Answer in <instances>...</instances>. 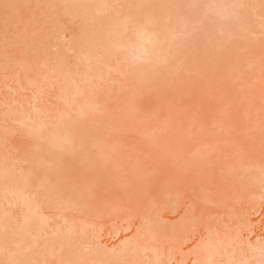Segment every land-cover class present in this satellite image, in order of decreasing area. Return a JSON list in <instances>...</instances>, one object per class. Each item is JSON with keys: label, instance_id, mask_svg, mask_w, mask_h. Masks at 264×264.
Masks as SVG:
<instances>
[{"label": "bare ground", "instance_id": "6f19581e", "mask_svg": "<svg viewBox=\"0 0 264 264\" xmlns=\"http://www.w3.org/2000/svg\"><path fill=\"white\" fill-rule=\"evenodd\" d=\"M39 1L42 3L49 2V0ZM118 1H121L122 8L124 6L123 13L125 15L121 13V9H116L114 3L116 4ZM28 2L29 0H15L14 2L7 3V14L1 18V22L3 21L5 23H8V21L10 20V16L14 13L16 14L18 11H21V9ZM59 2L60 5L64 7V9L62 10L63 14L70 15L73 23L82 24L81 32L77 33L78 35H76L74 32L67 33L69 34L67 40L64 39L66 37V34H64L66 31L57 29L53 34L50 35L49 42L45 44H43L41 40L35 41L34 39H32L33 44H35L37 47V61L35 62L36 64H34V66L40 68L38 69L37 75L42 79V81L47 83V85L45 87L37 85V83L35 82L36 78L28 76V72L33 69L28 68L26 73L27 76L22 79L24 82L22 83V81H20L21 84L19 82V84L21 85V89L20 86L19 89L22 91H28L29 89L34 88L36 90V93L33 92L34 94L30 98L31 100H29V102H25L27 103V106H29L27 107V109H24L25 106H17L20 108H14L15 110H13L12 108V110L8 109L10 111V114L7 113L9 117L6 116L8 117V119L11 118V120H9L13 125L24 128L26 130L25 133L28 137V140L33 141L34 145H30L31 149H29L31 152L25 153L24 156H11L8 152L0 157V206L2 205V207H0V263L15 264L17 262V259L20 258L18 256L20 254L23 255L22 252L25 249H28L30 246L34 245L35 241V244L37 243L38 239L33 241L31 239L29 240V238L33 239V237L35 236L36 238H38L42 236V234L44 235L43 238H45L43 245H39V247L36 244L39 249L36 248L37 246L34 247L36 248V250L38 249L37 251L41 252L40 256L42 255V257L39 256L42 260L41 263L45 264L49 260V256H55L54 258H56V260L61 264H65V262L69 259L72 260V257H74V261L72 260V262L69 260L70 264H128L129 260H131L130 264H163L165 263L163 261V257L165 258L166 255L167 264L172 261L174 263L175 254H170V252L169 255L168 253L166 254L167 251H163V249L158 248V245L156 244L158 242H165L164 240L168 237H165V235L159 237V235L154 232V227L152 226L153 224H151L152 222H149L148 218L146 217H144V223H146L144 228L146 232L145 238L141 240H129L122 247L112 250L113 252L108 256L97 255L95 253V247H97L96 243L98 241V238H100V233H98V228L91 226L89 221H87L85 217L69 218L65 217V215H62V228H55L47 233L46 230L52 218L50 216H47V214L44 212L46 209H59L62 212L75 210L79 214H89L93 216L94 214L97 215L99 214V212H101L97 209V206H99V204L97 205V202L100 201L99 199L101 198V195H98V198H100L95 201L96 203H94V201L90 202L92 198L96 196L94 195L93 197L92 191V189L97 185L93 184L94 180H86V183L82 181L83 184L81 183V186H78L80 187V189L78 187L66 188L63 186V184L65 183L63 170L68 169L63 164L62 156L66 150H71V157H75L77 156L76 151L81 148V156L86 160V166L88 167V169L92 170V172L93 170L94 172H96V170L101 171H97V173L99 172V175L97 174V176H104L102 175V172L104 171L103 168L109 163L108 167H112V165H114L115 172L120 173L118 176H116L118 177V179H122L125 176L120 177V175L128 173L127 169L130 170L131 168L132 170L130 172L132 174H135V172H137V170L140 168L137 167L136 164V162L139 161L140 157L142 158L141 153L139 154V151L142 152L143 156L145 154V157H147V155H150L151 157L152 154V156H155V152L153 151H156L157 156L161 155L160 157L164 158L167 156L169 158H172L171 156H173L172 159L174 160L179 157L177 156L175 158L174 156H176L177 154H182L181 159L183 163H187V165L191 164L192 166V169H189V167L191 166L186 165L188 167L186 169H189L187 170L188 175H185V169V171H182L183 176H188V181H190V184H193L194 182L198 181H195L197 177L199 178L200 176V180H202V175L205 176V173L207 174L208 172H210V168H208L207 165L212 169V160L211 162H208V156H210V154L215 151L221 152L224 145H226V148L228 150L225 151L232 152L236 157H234L235 162H232V165H234L235 168L233 166L230 167L228 164L225 167H230L228 171L237 169L236 171H234V174H232L235 177L233 176L232 178V175L230 176L234 182L238 181V175L236 176L237 172H243L242 174L238 173L240 177L241 175L246 173L243 167L246 166V168H248L249 166H251V164L249 165V163H246L243 166L242 164H240L243 162L242 160L246 158V154L243 152V148H241L243 146L238 145L239 143H242L245 129L244 127L243 129H237L239 119L238 115L240 113L238 114V112H233L235 107L232 103H229L231 101L228 100V93L226 92L225 87L220 86L219 82L221 83L220 79H222L221 77L224 74L223 72H229L230 69V78L234 81H230L229 83L231 84L232 82L234 87H236L237 89L239 88V91H241V93L243 92L242 94H239L242 95L240 96L241 99L238 102L239 111L242 110L243 112H246L247 109L250 110L254 106L252 102L253 99L263 95L264 76L262 75V78L261 73L263 72L264 74V49L261 46L264 47V40H262L259 35L261 34L264 39V4L261 3V1L259 3V0H208V4L203 5L202 1V3H200L203 6L201 5L200 9L198 8V6L196 8L197 11L202 10V12H199V14L201 13L200 15L197 14L200 17L197 19V17L195 16V19L197 21L194 20L195 23H193L192 21L191 23L193 24H190V19H182L178 17L177 14H175L176 12L170 10L169 6L167 8V6L165 5L166 1L164 0H160V2L159 0H136V2L134 3H131L130 0H59ZM176 3L175 6H178V2ZM182 3L184 4V2ZM183 4L181 6H183ZM112 6H114V8H112ZM172 6L174 5L172 4ZM195 6L196 5L193 6L194 9ZM163 9H165V13L162 12ZM177 9H175V11ZM194 11L189 12L188 10L190 14ZM161 12L164 14H162ZM187 19L189 21H187ZM259 21H261L262 23V26L260 27L262 28L260 34L256 29V27L258 28L257 23ZM224 22H226L225 25L227 24V27H229V29H235L242 33L239 37L238 33L236 34L237 37L236 35L233 36L236 41H238V43L240 42V47L236 45L237 42L233 40L232 37H227L222 34V29H224L226 33L227 28H225ZM133 27L134 29H132ZM216 28H218L217 30H219L220 33L218 32V38L216 40V44H214L210 42V39L211 41H213V34L211 35V33ZM129 29L130 31L134 30L131 31V36ZM255 29L256 31H254ZM244 31L247 33L246 38L248 37V39H250L249 41H252V43L256 35L259 34L257 35L258 39L260 38L262 42L258 44V49L257 47L253 49L254 45L253 47H251L250 43L249 46L253 50L250 49L251 51H247L249 46L247 47L248 44H244V41L247 42L248 39L247 41L242 40L244 38ZM128 36L129 39H131L129 44L125 41L126 38L128 39ZM241 41L243 42V46L246 45V48L242 46ZM232 44L234 45L233 47L231 46ZM208 45L210 47L212 46V51L209 50L211 54L208 52L207 58L209 57V54L211 58H216L217 61L218 58H220L218 63L216 60L215 62L210 63L211 60L209 58L208 59L210 60V62L206 61L207 59H205L204 61V59L202 58L203 52L205 53L204 50ZM49 46H52L56 49L55 54H51L52 56L46 51V47ZM199 46L205 49H202L200 57H198L199 55L197 54L196 57L194 56L195 54H193V50ZM189 47L190 49H192L191 47H193V50L191 51ZM259 49H261L259 51L261 53H258ZM66 51L68 53H66ZM254 51L257 52L254 53ZM250 52H253L254 54L252 55L250 54ZM246 53L251 57H246ZM230 54H233V57L230 56ZM66 55H69V57ZM254 55H256V57H254ZM220 56L225 57V59H223V57L221 58ZM81 57L85 61L82 59L83 61L79 60L78 62V59H81ZM66 59L71 61L66 62ZM80 61L83 64L80 63ZM222 61L224 62L222 63ZM53 62L56 63L53 64ZM122 62L124 63L123 66L121 64ZM7 63L8 64L4 66L6 67L5 69H11V67H19L22 65V63H20L19 61L14 60H9V62L7 61ZM79 64L83 65L84 71H77L76 68H78L77 66H79ZM127 68H130V70H128ZM169 72L174 75V78L180 77V79L176 80L178 84L175 80L173 81V78L171 80L170 76L169 78L171 82H169V79H167L168 74H170ZM186 73H188L189 76H191L190 74H192L191 77L193 80L198 79V77L201 78V80L203 78L204 83L202 86H204L203 89H206V92L208 88V91H210L211 88L215 90L212 91L214 94H212V92H208L210 93L208 94L209 96L213 95L220 98V103L216 106V112L221 116V118L218 121L219 123L216 128L217 133L215 134H223V132H228L230 136L237 135V140L240 139V142H238L234 136V138L231 140L232 144L238 143V146L236 145L237 147H233V145L229 143L222 145L221 143L224 142V140H222L223 138L221 137H223V135H220V138H218L219 135H217L218 139H215V141H212V143H210V140L213 137L215 138L216 135L212 138H210L208 135L210 140L208 137H206L207 135L204 136L203 139L196 132H194L193 128H191L192 126H188V129L185 128L187 129L186 133L182 132L183 130H181V127L183 128L182 125L185 126V123H182L183 121H180L181 118L179 120H174V117L171 118L168 116L169 119H166L167 125L165 126V129L163 128V131L161 130L162 132L160 131V135L158 137H164L169 135L171 132H176L174 133V137H172L174 139V142L171 138V144L174 145V148H171V145L167 144L170 143V141L166 143V141L161 138V149H159L160 151L156 150L159 147L158 146L156 148V146L157 144L159 145L160 142L158 141L159 139L157 140L158 134H156L155 132V123L152 120L143 121L142 119L143 110L141 109L142 107L140 106L139 99L142 98L148 90L147 88H144V85L146 86L149 83L151 84L155 81L157 82L160 80L161 83L163 81L164 84L167 82V85L169 84V89L171 86L175 89L177 86L173 87L174 83H176V85H179V82H181V80H184L181 78L184 76L187 77L186 75L188 74ZM111 74L124 76L125 84H123V82H121L122 84H116L118 81L116 82V79H112L113 85L110 86L112 83L109 84L108 86H110V89L105 90L106 92L98 89V84H101V82L103 83L105 79H107L106 77ZM193 74H195L197 78H193L195 77ZM261 78L263 79L262 82L260 81ZM194 82L196 83V81H193V83H191L195 85ZM185 83L183 85H186V87L190 85L189 83ZM113 86L114 88H112ZM197 86L195 85L193 87ZM172 88L170 90L173 91L174 89ZM49 89H55L54 96L57 101L59 100L65 103L62 108L60 107L61 109L57 107V111H49L47 109L46 111L44 109L45 106H43V101L45 100L44 94H46L44 92H47V90L49 91ZM203 89H201V92H205V90ZM182 90L183 91H181V93L183 94H181L180 97L185 93L184 89ZM206 92L205 94H207ZM186 93L189 94V91H186ZM175 94L176 93L174 92V95ZM188 94H186V96ZM202 94L204 95V93ZM208 95H205V98L203 97L204 101L206 99V96ZM190 96H193V94ZM201 96L200 101L202 99ZM177 97H179V95ZM2 104L3 103H1V105ZM18 104L21 103L18 102ZM22 105L24 104L22 103ZM2 106H5V104ZM256 108L257 110H253V112L251 109V115H249L250 111H247L249 116L246 113L242 112L243 115L246 114L248 116H245L246 122L250 121L253 116L259 115V111L261 109H258V107ZM102 113H106L107 117L111 119L110 122L108 120L109 124H106L107 121H104V123L99 118ZM177 114L178 115L176 116V118L181 115L180 112ZM186 115L187 113L185 111L183 116ZM3 117L5 119V113ZM3 117L0 114V119H3ZM186 118L188 119V115L186 116ZM186 121L184 120V122ZM104 129L109 131H106L108 132L107 135L103 133ZM6 130L8 129H5L3 131ZM116 130L119 132V134H117L119 135V137L116 136L118 137L117 139H115V136L113 137L110 134L111 132L114 133ZM8 132L12 133L13 131L9 130ZM128 133H130V135L131 133L134 135L138 134L140 136H143L144 139L146 138L147 150L143 152V149L139 150L137 148L139 150L137 151L138 154L136 153V155H134L136 151L135 150L132 154L134 156H131V149H128V153H130L126 154L124 145H122L124 148L123 151L125 150L124 154H121L123 152H117V149L122 143L123 138H125ZM134 135L132 136L134 137ZM170 137L171 136H169V138ZM205 137L208 138L207 140L209 141L205 140ZM166 138L167 137H165L164 139L166 140ZM133 141L135 142V140ZM153 145L156 149H152ZM221 145L223 147L220 149ZM231 145L234 149H229V147L231 148ZM218 147L220 150L218 149ZM108 148L109 151L107 150ZM189 148L192 149V151L188 156L187 153H189ZM240 149H242V153H244L245 156L244 154H241V152L239 151ZM110 151L111 153H109ZM235 152L240 153L238 154L239 158ZM263 153L264 152L261 153L260 151L259 154H262L263 156ZM138 155L139 159H137ZM126 156L130 157V159H128L130 160V164H128L129 162ZM131 157H134V159ZM131 159L134 160L132 161L135 162L136 165L131 161ZM181 159L180 161L179 159H177L179 161L176 162L178 165L179 163H181ZM249 159L247 160L249 161ZM247 160L245 159L244 163ZM236 162L238 163L236 164ZM251 162L254 163V166H251L248 169H253H251L247 174L244 175L248 176L249 178V173L251 171H254V175L256 172L257 174L259 172L260 176L257 175V177L255 178L250 173L252 176L249 180H252L253 178L254 179L249 182L247 181L248 185H245V187H248V189L250 187L251 189L254 187L252 190V197H254V199L256 198V200H262L264 191H261L263 193L262 195V193L258 190H262V186L264 185V164H262V166L261 163L257 164L254 161ZM24 163H27L26 167H23ZM205 164L207 165L204 167ZM129 165L132 166L130 167ZM133 167H137L136 171L135 169L133 171ZM215 168L211 171L215 172ZM107 169L105 167V170ZM241 169L243 171H241ZM110 170V174H114V172H112L114 169L110 168ZM190 170L191 174L189 173ZM219 170L220 169H218V171ZM218 171H216V173ZM223 171L227 172V170ZM108 172L110 171L108 170ZM208 176H210V174ZM221 176H223V174ZM244 177L243 179H245ZM228 178L229 180L231 179L230 177ZM192 179H194V181ZM122 180H117V187H119L120 189L123 188L121 187V185L124 184L122 183ZM125 184L123 185L124 188L127 185ZM180 184L181 180L175 182V186L172 192L173 194L179 195L180 193L183 194L185 192V190H181V188L179 187ZM243 185L244 184H242V186ZM136 186L137 184H135V187ZM98 187L99 186H97L96 189ZM187 188L189 189L190 187ZM96 189L93 190L96 193H99V189L103 190L104 187H100L97 190ZM248 189L246 191H248ZM251 189L249 190L251 191ZM255 189L258 191V193L255 191L256 194L254 193ZM95 199H97V197ZM92 203L94 204L92 205ZM104 206L105 205H103L102 208H104ZM82 207L90 208L83 209ZM91 207L92 209L94 208L93 211ZM88 209L92 212H90ZM188 214L189 213L187 211L186 213L183 212L184 218L182 219H185L183 220L185 224L182 225L184 227L182 228L183 233H186L184 234L183 239L181 238L182 240H180V238H178L179 235L177 237L176 232V234L172 236L174 239L170 237V239L174 240L176 244L175 247L173 246L171 248V251L174 250L173 248H176L177 250L174 251L177 252L180 250V247H183V245H195L194 238L192 237H195L196 233H198V235H200L199 233H201L202 239L200 238V244L196 243L200 247L192 245L191 247L193 249H190L191 251H188V254H186L187 257L185 256L186 259L184 258L185 260L183 259L181 262L176 264H186V262L187 264H264V241H262L263 244L261 243V246L254 244L253 241H251V244L254 245L249 248V251L247 250V252H244L243 250L237 249L240 236H238L236 233H224L219 228L212 227L210 225L203 227L201 230H197V228L195 227V222L197 223L198 221H196L195 219L193 220V218L190 217V214ZM190 223L194 225V227H192L193 229H191ZM186 224L189 225H187V228L185 229ZM132 227L133 226L126 225L123 230L125 233L128 231L130 232V230L135 231L136 229H133ZM90 228L92 232H94V235L95 233L97 234L95 236L92 235L93 238L88 237L87 235L88 229ZM184 229L186 232L184 231ZM9 234H14V238L16 237L15 243H13L12 245L9 244L10 239H7L8 236H10ZM255 237L257 238V236ZM4 238L6 239V241ZM195 239L197 238L195 237ZM197 240L199 241V237ZM197 240L196 242H198ZM149 241L152 242V244H149ZM51 243V246L54 247L53 250H51L52 248L49 246V244ZM9 245L12 248H9ZM13 246L16 249L13 248ZM49 247L50 249L48 250L47 248ZM77 248H86L88 249L87 251L90 250V252H88L89 256L87 254L83 256L84 254H82V251L80 253V249L78 250ZM76 249L78 250L77 252ZM36 250L35 253L30 250V253L37 254L38 252ZM74 250L75 253L72 252ZM32 254L31 256L34 257V255ZM86 255L88 256L87 258ZM31 256L29 255V260ZM37 257L38 256H36V259ZM25 258L23 264L24 262L29 263V260L27 258V260H25ZM36 259L35 257L34 259L32 258V264H37V262L40 261V259H37L38 261H36ZM69 261L66 264H68ZM127 261L128 263H126Z\"/></svg>", "mask_w": 264, "mask_h": 264}, {"label": "rangeland", "instance_id": "374dc122", "mask_svg": "<svg viewBox=\"0 0 264 264\" xmlns=\"http://www.w3.org/2000/svg\"><path fill=\"white\" fill-rule=\"evenodd\" d=\"M14 1L15 0H0V107H1L0 108V110H1L0 114L3 117L4 113H5V119H4V117H3V119L1 118L2 121L0 119V157L3 156L4 154L8 153V152H9V155H11V156H24L25 153L31 152L30 151V149H31L30 145L31 144H32V146L34 145L33 141L30 140L31 141V143H30V141L28 140V137L25 133L26 130L24 128H20V127H17L16 125H13L10 122L11 118H9L10 119L9 120L8 119L9 115L7 114V113L10 114L9 110H12V109L15 110L14 108L19 109L21 106H25L24 109H27V107H29V106H27V103H25V102L26 101L29 102V100H31L30 98L33 96V94L36 93V90L34 88L33 89L31 88L28 91L27 90H25V91L20 90L21 89V85H20L21 82L20 81H22V83L24 82L22 79H24L25 76H27L26 73H27L28 68L33 69V70L28 72V76L36 78L35 82L37 83V85H39L41 87H45L47 85V83L42 81V79L39 78L37 75L38 69H40V68L34 66V64H36L35 62L37 61V59H36V53H37L36 48L37 47L35 44H33L32 39H34L35 41L41 40L42 43L45 44V43L49 42L50 35L53 34L57 29L66 31L64 33V34H66L65 35L66 37L64 39H67L69 36V34H67V33L74 32L76 35H78L77 33L81 32V27H82L81 23H73L70 15L62 13V10L64 9V7L60 5L59 0H49V2H45V3L44 2L42 3L39 0H29V2L21 9V11H18L16 14L14 13L10 16V20L8 21V23H5L3 21L1 22V18L7 14V10H6L7 3L14 2ZM130 1H131V3L136 2V0H130ZM164 1H166L165 5L167 6V8L169 6L170 10H172L173 12H176L175 14H177L178 17L185 19V20H186V18L190 19L191 20L189 22L190 24L195 23L194 22V20H196L195 16L198 19L200 17L198 15L201 14V13L199 14V12H202V10L201 11L196 10L197 6L200 9V6L202 4L203 5L208 4V2H207L208 0H202L203 3L201 0L200 1L199 0H178V1L170 0L172 2H170L169 0H164ZM260 1H261V3L264 4V0H259V3H260ZM159 2H160V0H159ZM176 2H178V6H175ZM182 2H184V4ZM155 3H157V2H155ZM172 4L174 6H172ZM182 4L184 7L181 6ZM114 5L116 6V9H121L120 11H121V13H123L124 6L122 8L121 1H118L116 4L114 3ZM194 5H196L195 9L193 7ZM170 6H172V7H170ZM173 7H174V9H173ZM112 8H114V6H112ZM177 8H179V9H177ZM175 9H177V10L175 11ZM190 9H191V11H190ZM188 10H189V12L196 10L198 13L196 11H194L193 13L190 14L188 12ZM164 11H165V9H163L162 12H164ZM164 13H162V14H164ZM123 15H125V14L123 13ZM54 16H55V19H54ZM188 19H187V21H189ZM192 21H193V23H191ZM225 23L226 22H224V26L226 28L228 25L227 24L225 25ZM257 24H258V28L256 27L257 26L256 24H255L256 25L255 27L257 29V32L260 34L261 29H262L260 27L262 26V23H261V21H259ZM224 26H223V28H224ZM132 29H134V27ZM217 29L218 28L214 29L213 32L211 33V35L213 34V36H212L213 41H211V39H210V42L214 43V44H216V40L218 38L219 30H217ZM256 29L254 31H256ZM222 30H223L222 31L223 35H225L227 37H232V39L235 41H236V39L233 36H235L238 33V37H239L242 34L238 30L231 29V28L229 29V27L226 28V33H225L224 29H222ZM129 31H130V29H129ZM131 31H134V30H131ZM131 31H130V36L132 34ZM246 34L247 33L244 31L243 37L245 39L242 37L243 38L242 40L247 41L248 37L246 38ZM259 34H257V35H259ZM257 35H256L257 38L255 37L254 38L255 40L253 39V43H252V41L251 42L249 41L250 39H248L247 42L244 41V44L245 43H246V45L248 44L247 45V47H248L251 43L250 46L253 47V45H254L253 49H255L258 46V44H260V42H262V40H264L261 34H260L261 36L259 35V37L262 40H260V38L258 39ZM236 37H237V35H236ZM130 40L131 39H129V36H128V39L126 38L125 41L129 44ZM237 40H238V38H237ZM210 42H209V45H210ZM236 42H237L236 45H238V47H240L239 46L240 42L239 43H238V41H236ZM263 43H264V41H263ZM241 44L243 46L242 41H241ZM209 45L206 47V49L201 47V46L195 48L194 50H193V47H191L192 49H190V47H189V49L191 51L192 50L194 51V53H193V54H195L194 56H196V54L199 55L198 57H200V55H201L200 53H201L202 49H205L204 50L205 53L203 52V57L202 56L201 57L204 59V61H205V59H207L206 61H209V62L211 60L210 63H212V62H215L216 58L210 57L211 53L209 50L212 51V48H211L212 46L210 47ZM231 46L233 47L234 45L232 44ZM245 46H243V47H245ZM250 46L247 50L248 52L250 49L253 50L252 48H250ZM261 47L264 49L263 46H261ZM258 48L259 47H257V49ZM260 50L261 49L258 50V53H261V52H259ZM46 51L50 55L51 54L54 55L56 49L53 48L52 46H49V47H46ZM208 52L210 53L209 57H208L210 60L207 58ZM255 52H257V51H254V53ZM66 53H68V52L66 51ZM254 53L250 52V54H252V55ZM69 55H71V54H69ZM69 55H66V56L69 57ZM245 55H247L246 57H248V58L250 56L247 53ZM66 56H65V58H66ZM230 56L233 57V54H230ZM254 57H256V55H254ZM82 59H83L82 57H81V59H78V62H79V60H82ZM219 59L220 58H218V61L216 60L217 63L219 62ZM223 59H225V57H223ZM9 60L19 61L20 63H22V65L21 66L17 65L19 67H16V66L11 67V69H9V68L5 69L6 67H4V66H6L8 64L7 61L9 62ZM68 61L69 60H67L66 62H68ZM224 61H222V63ZM245 61H246V59H245ZM55 63L56 62H53V64H55ZM80 63H82V62L80 61ZM121 64H122V66L124 65L123 62ZM77 67H78V68H76L77 71H79V72L84 71L83 65L79 64V66H77ZM127 69L130 70V68H127ZM223 73L224 74L221 77L222 79H220L221 83L219 82V84L221 87H225L226 92L228 93V100L231 101V102H229V101L228 102L232 103L233 106L235 107L233 112L234 113L238 112V114L240 113L239 114L240 116L238 115L239 119H238L237 129H243V127L245 129V134L243 136L242 143L241 144L237 143V144L239 146H243L241 148H243V150H244L243 152L246 154L245 159L247 160V159H249V157H250V159H249V161L247 160L245 163H244V160H245L244 159V160H242L243 162L240 164H242V166H243L246 163L247 164L249 163V165L251 164V166L253 167L254 163L251 161H254L257 164L261 163V165H262V164H264V153H263V156H262V154L260 155L259 153H260V151H261V153L264 152L263 151L264 150V110H263L264 106H262V105H264V93L262 96H260L258 98H254L252 101L253 105H254L251 108L252 112H253V110H257L256 107H258V109H261L259 111V115L253 116L250 121L246 122L245 116L248 115L247 111H250L249 115H251L250 114L251 109L250 110L247 109L246 112H243L242 110L239 111V108H238L239 103L238 102L241 99L240 96H242L239 94H242L243 92L241 93V91H239V88L237 89L236 87H234L232 82H231V84L229 83L230 81H234L233 79L230 78L231 77L230 69H229V72H223ZM186 74H188V73H186ZM190 75L192 76V74H190ZM193 75L195 76V74H193ZM262 75L264 76L263 72L261 73V77L263 78ZM169 76H170L171 80L173 78V81L180 79V77L179 78L175 77L176 78L175 79L174 75H172L170 73L167 76V79H169V82H171ZM186 76L187 77L184 76L181 78V79H184L183 80L184 82L181 80V82H179L180 83L179 85H176V83L178 84L177 81H176V83H174L173 87L177 86L175 89L172 88V86L170 87V89L171 88L174 89L173 91L169 89V84L167 85V82L165 83L166 84L165 85L163 83V81L161 83L160 80L157 82L155 81L154 83H151V84L149 83V84H147L148 86L144 85V88L145 89L147 88L148 90L146 91V94H144L143 97L139 99L140 106L142 107L141 109L143 110L142 111L143 112V118L142 119H143V121H146V120L154 121V123H155L154 126L156 128L155 132H156V134H158L157 140L159 139L158 141L160 142V144L159 145L157 144V146H156V148L159 146L158 149H156L154 147L155 144L152 146V149L153 148L156 150L161 149V144H162L161 138H163V140L166 141V143L170 141V143H167V144L171 145V148H174V145L171 144L172 143L171 140L173 139L172 137H174V133H176V132H171L169 135L164 136V137H158L160 135V131L161 130L163 131L165 129V126L167 125L166 119L167 120L169 119L168 116L171 118L174 117V120L175 119L179 120L181 118L180 121H183L182 123H185V126L182 125L183 128L181 127V130H183L182 132L186 133L188 126H190V127L192 126L191 128H193L194 132H196L202 138L206 135H207L206 137H208V135H209L210 138H212L213 136L216 135L215 138L213 137L214 139L212 138L211 140L208 137L209 140L211 141L210 143H212V141H215V139L220 138V135L221 136L223 135V137H221V138H223L222 140H224L225 143L221 141L222 142L221 144L222 145L226 144V143L232 144L231 140L234 137L237 140L238 139L236 137L237 135H231L230 136L228 132H223V134H215V133H217L216 128H217L218 123H219L218 121L221 118V116L216 112V106L220 103V98L217 96L211 95L212 96L211 97L208 95V94H210L208 92H212L215 90H213L211 88V90L208 91V89H209L208 88L207 92H206V89H203L204 86H202L204 83L203 78L201 80V78L198 77V79L193 80L192 77L189 76V74ZM106 78L107 79H105V81L103 83L101 82V84H98L99 85L98 89H101L104 92H106L105 90L110 89V86L113 85L112 79H116V82L118 81L116 84H118V83L122 84L121 82H123V84H125V79H124V76H122V75L111 74V75H108V77H106ZM193 78H197V76H195ZM262 78L260 79L261 82L263 80ZM166 81H168V80H166ZM193 81H196V83L195 82L194 83L196 86L198 85L197 87H193V86H195L192 84ZM19 82H20V84H19ZM184 83L185 84L189 83L190 85H188V87H186V85H183ZM109 84H111V85L108 86ZM172 84H173V82H172ZM19 86H20V89H19ZM183 86H184V88H183ZM112 88H114V86ZM182 89H184L185 93L183 96L180 97V95L183 94V93H181V91H183ZM186 89H188V90H186ZM201 89L205 90V92L207 94H205L204 91L201 92ZM186 91L187 92L189 91V94L190 95L193 94V96H190L188 93H186ZM54 92H55V89L54 90L49 89V91L47 90V92H44V93H46V94H44L45 100L43 101L44 104L43 103L42 104H43V106H45L44 107L45 110L47 109L49 111H57V107L59 109H61L64 106L65 103H63V101H59V100L57 101V99L54 96ZM174 92L176 93L175 94L176 97L174 95ZM177 92L180 94H178ZM202 93H204V95ZM186 94H188L189 97H188V95L186 96ZM212 94H214V93L212 92ZM178 95H179V97H177ZM205 95H208V96H206V99L204 101ZM200 96L202 98L201 101H200ZM191 98H192V100H191ZM18 102L21 104H18ZM1 103H3L2 105L5 104L6 107L2 106ZM22 103L24 105H22ZM255 105H256V107H255ZM17 106H20V107H17ZM173 109L174 110L176 109V110L174 111ZM178 111L180 112L181 115H179V116H181V117L178 116L176 118V116L178 115L177 113H179ZM185 111L188 115V119L186 118L187 115L183 116ZM242 112L246 113L247 115L246 114L243 115ZM106 113H108V112H106ZM106 113H102L99 118L101 119V121H103V122L107 121L106 124L107 123L109 124L111 119L109 117H107ZM6 116H8V117H6ZM184 117H185V119H184ZM6 118H7V120H6ZM182 119H184L185 121L187 120L186 121L187 123L184 122V120H182ZM108 120H109V122H108ZM185 128H187V129H185ZM2 129L3 130L8 129V130H6L7 132L9 130H12L13 132L7 133L6 131H3ZM106 131H108V130L104 129L103 133H105L107 135L109 131L108 132H106ZM157 131H158V133H157ZM185 133H182V134H185ZM110 134L113 137L115 136V139H117L119 137V135H117V134H119V132L117 130L114 133L111 132ZM113 134H116V135H113ZM132 135H134V134L131 133V135H130V133H128L126 135L127 137L125 136V138H123L122 143L119 145V147L124 145V148L126 150V154H129L130 152H132L131 156L136 155V153L138 154L137 151H139L141 149H143L142 151L145 152L147 150V144H146L147 139L146 138L144 139L143 136H140L138 134H135L134 137ZM217 135H219L218 138H217ZM116 136H118V137H116ZM169 136H171V137L169 138ZM165 137H167L166 140L164 139ZM208 138H206L205 140H207ZM124 139H125V141H124ZM160 139H161V141H160ZM133 140H135V142ZM209 140H207V141H209ZM236 140H234V141H236ZM158 141H157V143H158ZM172 141L174 142V139ZM237 141L240 142L241 140L239 139ZM124 142H126V143H124ZM237 144H232V145H233V147H235ZM222 145H221V147L219 146L220 149L223 147ZM232 145H231V148L229 146H227V147H229V149H232L233 148ZM127 146H128V148H127ZM137 146H139L140 148ZM119 147H118L119 150L117 149V152L118 151H119V153L123 152L121 154H124L125 150L123 151V149H124L123 146L120 148ZM219 147H218V149H219ZM132 148H133V150H132ZM128 149L129 150L131 149L129 153H128ZM260 149H262V150H260ZM107 150L109 151V148ZM112 150H113V148H112ZM193 150H195V149H193ZM225 150H228L226 148V145H224L221 152L215 151V152H212L213 154L211 153L210 156H208V159H209L208 162L209 161L211 162V160H212V163H211L212 169L207 164H205L204 167L207 165V167L210 168V172L207 173L208 175L210 174V176H208L205 173V176L204 175H202L203 177L201 176L202 180H200V176H199V178L197 177L195 179V181L196 180H198V181L194 182L193 183L194 185L190 184V181H188V176H186V177L183 176L182 171H185V169L188 168L187 166H189V165L191 166V164L187 165V163H185V164L183 163V161L181 159L182 154L181 155L177 154L176 156H174L175 158L177 156H179V157H177V159H179V161L181 159V163H179V165H178L176 162H179V161L177 159H175V160L172 159L173 156H171L172 158H169L168 156L164 158V157H160L161 155L157 156L156 151H153V152H155V154H154L155 156H152L153 155L152 154L151 157H150V155H147V157H145V154L143 156L142 152L139 151V154L141 153L142 158L140 157V159H139V155H138L137 159H139L140 162L138 161V162H136V164H137V167H140V168L137 170V172H135V174L134 173L132 174L130 172L132 170L131 168H130V170L127 169L128 173L121 174L120 177L125 176L122 178L123 180L126 181L125 182L122 179H118L117 176L120 173L115 172L114 165L110 164V165H112V167L111 166L108 167V165H109V163H108L107 166H105L106 169L108 168L107 170H105V167L103 168L104 171L101 169L103 171L102 175H104V176L101 177V175H100V177H99V176H97V174L99 175V172H101V171L96 170V172H94V170H93V172H92V170L88 169V167L86 166V160L83 159V157L81 156V151H82L81 148L76 151L77 156H75V157H71V154H72L71 150H66L62 156V161L68 170H63L64 178H65V183L63 184V186L66 188H76L78 186H81L80 184L81 183L83 184V182H85L86 180L87 181H91V180L93 181L94 180L93 184H97L96 187L99 186L97 189H99L100 187L101 188L104 187V189H105V190L99 189V193L97 192L98 193L97 194L94 191L96 189V187L92 186V187H95V188H93L94 190L92 189L93 197H94V195H96V196L94 198H92V200L90 202L94 201V203H96L95 201L100 198V197L98 198V195H101V198L99 199L100 201H98L99 203L97 202V205L99 204V206L96 205L97 209L100 210L101 212H99V214H97V215L94 214V216H93V215H89V214L88 215L79 214L75 210H71L68 212H62L59 209H53V210L46 209L44 212L47 214V216H50L52 218L48 224L46 232L48 233L50 230L55 229V228H62V226H63V225H61V216L62 215L63 216L65 215V217H69V218L85 217V219L87 221H89L91 226L98 228V233H100L99 237L101 239L98 238V241L96 243L97 247H95L96 250L94 248L95 253L97 255L108 256L109 254H111L113 252L112 250H115L116 248L122 247L129 240H133V239L141 240V239L145 238L146 232H145L144 228H145L146 223H144V217H146V218H148L149 222H152L151 224H153L152 226L154 227L153 228L154 232L157 235H159V237L164 236V235H165V237L166 236L168 237L164 240L165 242H158V243L155 242V243L158 245L157 246L158 248L163 249V251L166 250L167 251L166 254L168 253V255H169V252H170V254L171 253L175 254L174 263L172 261L169 264H171V263L176 264V263L181 262L184 258L186 259V257H187L186 254H188V251L190 249L191 250L193 249L191 246L194 245V244H192L191 246L190 245L184 246L182 244L183 247H180L179 251H177V252L174 251V250H177L176 248H173L174 250H172L174 253L171 251V248L173 246L175 247V245H176L174 240H172V239H174L172 236H174V234L177 233L176 234L177 237L179 235L178 238H180V240H182L184 237V234H186V233H183L184 227L182 225L185 224V222H183V220H185V219H182V218H184L183 212L186 213V211H187L190 214V217L193 218V220L195 219L196 221H198L197 223L195 222V227L197 228V230H201L203 227L210 225L212 227L219 228L224 233H228V232L229 233H236L238 236H240V239H239L238 245H237V249H240V250H243L244 252L245 251L247 252V250L249 251V248H251V246H253L254 244L261 246L263 244L262 241H264V195L262 193L264 191V185L262 186V190H258L259 192L262 191L261 192L263 195L262 200H260V199L256 200V198L254 199V197H252V193H253L252 190L254 187L252 189H251V187L249 188V189H251V191L248 189V187H245V185L246 186L248 185L247 183L249 181H252L254 179L253 178L252 180H249V179H251L250 177L252 175L256 178L257 175L260 176V174H259V172H258V174L256 172L254 175L253 174L254 171H251L250 173L252 175L249 173V176H250L249 178H248V176H245L244 174H247L251 169H253V168H251L249 170L248 168L251 166L247 165V166H249L248 168H246V166L243 167L244 171L246 173H244L243 175H241L239 177V174H242L243 172H241V173L237 172L236 176L238 175L237 176L238 181L234 182L232 179L234 175H232V174H234V171H236L237 169L233 170V171H231V170L228 171V170L230 169L231 166L234 167V165H232V162H235L234 157H236V156H235V154L233 155L232 152H228ZM133 151H135L134 155H132ZM191 151H192V149H190L188 151L189 152V153H187L188 156H189V154H191L190 153ZM239 151L241 152L242 155L244 154V153H242V149H240ZM245 151H247V152H245ZM113 152H114V150H113ZM115 152H116V150H115ZM109 153H111V151ZM238 154H240V153H236V155H238ZM245 154H244V156H245ZM247 154H249V155H247ZM257 155L260 157H258ZM128 156H130V155H128ZM128 156H126L127 160L130 159V157H128ZM251 156H253V157H251ZM124 157H125V155H124ZM131 158L134 159V157H131ZM182 158H183V156H182ZM238 158H239V155H238ZM133 159H131V161ZM240 160H241V158H240ZM135 161H137V160H135ZM128 162H129L128 164H130V160H128ZM133 163L135 164V162H133ZM237 163L238 162H236V164ZM227 164L230 167H225V166H227ZM23 165H24L23 167H26L27 163H24ZM129 166L131 167L132 165H129ZM137 167H135V168L133 167V171H134V169L136 171ZM223 167H225V168H223ZM110 168L114 169L112 171V172H114V174H112V175L110 174L111 173ZM190 168L192 169V166L189 167V169ZM214 168H215V172L214 171L213 172L215 174L211 171ZM116 169H117V167H116ZM189 169H186V174L184 172L185 175H188L187 170H189ZM218 169H220V170L218 171ZM221 169L227 170V172H224ZM242 169H241V171H243ZM108 170L110 172H108ZM246 170H248V171H246ZM97 171H99V172L97 173ZM216 171H218L217 173H219L220 171H223V172H220L221 174L220 173L217 174ZM190 172H191V170L189 171V173ZM222 174H223V176H221ZM181 175H182V177H181ZM230 175H232V178ZM228 177H230L231 178L230 180H232V181H230ZM243 177L245 179H243ZM114 178H115V181H114ZM237 178H235V179H237ZM242 179H243V181H242ZM117 180H122V183H124V184L126 183L127 184V185L125 184L126 187L124 188V186H123L124 184L123 185L120 184L121 187H123L124 189L123 188L120 189L119 187H117L118 186ZM178 180L179 181L181 180V184L179 187L181 188V190L182 189L185 190V192L183 193L184 195L181 193H180L181 195L180 194L175 195L172 193L173 188L175 186L174 184ZM192 180L194 181V179H192ZM193 181H191V182H193ZM241 181L244 183H242ZM241 183L244 185L242 186ZM135 184H137L136 187H135ZM195 184H197V185H195ZM187 187H190V188L188 189ZM78 188L80 189V187H78ZM135 188H137V189H135ZM244 188H246V189H244ZM247 189H248V191H246ZM238 190H239V192H238ZM243 191H244V193H243ZM255 191L258 193V191L255 189L254 190L255 194H256ZM94 192H95V194H94ZM96 197H97V199H95ZM94 203H92V205ZM89 204H91V203H89ZM103 205H105L104 208H102ZM0 207H2V205ZM92 207H94V206H92ZM92 207H91V209H92ZM86 208H90V207H86ZM86 208H83V209H86ZM93 209H92V211H93ZM95 209H96V207H95ZM184 209H185V211H184ZM89 211L92 212L91 210H89ZM94 213H95V211H94ZM126 225L127 226H133L132 228L136 229L135 230L136 232L134 230H132V231L130 230V232L128 231L125 233L123 228L126 227ZM187 225H189V224H186V226L184 225L185 229L187 228ZM190 227H191V229H193L192 227H194V225H192L190 223ZM190 227H188V228H190ZM185 229H184V231H185ZM99 230H100V232H99ZM101 233H102V235H101ZM199 234L200 235H198V233L195 234V237L197 239L199 237V241L197 239H195L194 236L192 237V238H194V242H195L194 246H196V247H200L197 244H200L199 242L202 239L201 233H199ZM13 235L14 234L8 236V238L6 237L7 239L11 240V241L9 240L10 245L15 243V240H16V237L14 238L15 235L14 236ZM87 235H88V237L93 238L92 235H94V232H92L91 228L88 229ZM95 235H97V234L95 233ZM12 236H13V239H12ZM255 236H257V238ZM43 237H44V235L42 234V236H40L38 238H36V236H35V237H33V239L29 238V240L31 239V240L35 241L38 239L36 244L39 246V245H43V243L45 241V238H43ZM170 237H172V239H170ZM255 238H256V240H255ZM196 240L198 242H196ZM5 241H6V239H5ZM251 241H253L254 244H251L252 243ZM35 242H34V245H32L28 249L24 250L25 253H24V251L22 252L23 255L20 254L18 256L20 258H18L19 260L17 259V262L15 264H23L25 257L29 260L28 257H29V255L31 256V254H32V253H30L31 252L30 250H32V252L35 253L36 248H38V246L35 244ZM148 243L152 244V242H150V241ZM51 245H52V243L49 244V246L52 248L51 250H53L54 247H52ZM34 246L35 247L37 246V247L35 248ZM80 246H83V245H80ZM15 247H16V244H15ZM15 247L13 246V248H15ZM50 247L47 249L49 250ZM9 248H12V247L10 246ZM86 248H88V247H86ZM86 248H84V249L81 248L82 250L79 248L80 253L82 251V254H84L83 256H85V254L88 255L89 254L88 252H90V250L87 251L88 249H86ZM77 249H76V252L79 250V249L78 250ZM26 250H28V251H26ZM37 252H38L37 253L38 255L32 254V255H34L35 259H36V256L39 257L40 253H41L39 251H37ZM72 252L75 253V250ZM87 255H86V258L89 256V255L88 256ZM21 256H22V258H21ZM34 257L31 256L29 263L24 262V264H32L31 260H32V258L34 259ZM38 257H37V259L39 260L40 257H42V255L39 258ZM49 257H48L49 258L48 261L46 259V261H47L46 264H61L56 260V258H54L55 256L54 257L49 256ZM26 258H25V260H27ZM72 258L71 259L74 261V257H72ZM166 258H167V255L165 258L163 257V259H164L163 261L165 262L163 264H167ZM37 259H36V261H38ZM72 260H70V261H72ZM68 261H66L65 264ZM70 261L68 264H70ZM39 262H40V264H45V263H41L42 262L41 259ZM39 262H37V264H39ZM130 262H131V260H129V263H128V261L126 263L130 264ZM34 264H36V263H34ZM122 264H124V263H122ZM186 264H187V262H186Z\"/></svg>", "mask_w": 264, "mask_h": 264}]
</instances>
